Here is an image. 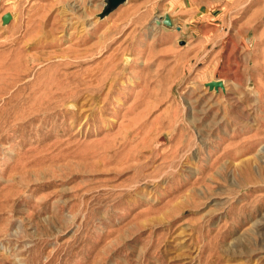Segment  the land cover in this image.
<instances>
[{"label": "rangeland", "instance_id": "obj_1", "mask_svg": "<svg viewBox=\"0 0 264 264\" xmlns=\"http://www.w3.org/2000/svg\"><path fill=\"white\" fill-rule=\"evenodd\" d=\"M104 5L0 0V264H264V0Z\"/></svg>", "mask_w": 264, "mask_h": 264}, {"label": "water", "instance_id": "obj_2", "mask_svg": "<svg viewBox=\"0 0 264 264\" xmlns=\"http://www.w3.org/2000/svg\"><path fill=\"white\" fill-rule=\"evenodd\" d=\"M126 0H105V5L103 8V11L100 15V17H104L107 14L111 13L112 11H114L118 6H120L121 4L125 3ZM12 19V16L10 13H5L4 15H2L1 17V22L3 25L7 24L10 20ZM157 25H164L166 27H172L173 24L171 22V19L168 15H165L161 20L156 22ZM179 29V28H177ZM206 87H208L209 90H217L218 88H221L222 90L223 88V83L220 81H211L205 84Z\"/></svg>", "mask_w": 264, "mask_h": 264}, {"label": "crops", "instance_id": "obj_3", "mask_svg": "<svg viewBox=\"0 0 264 264\" xmlns=\"http://www.w3.org/2000/svg\"><path fill=\"white\" fill-rule=\"evenodd\" d=\"M166 29H168V28H166Z\"/></svg>", "mask_w": 264, "mask_h": 264}]
</instances>
